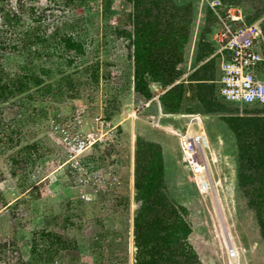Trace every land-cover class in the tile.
Listing matches in <instances>:
<instances>
[{"label": "rangeland", "instance_id": "rangeland-1", "mask_svg": "<svg viewBox=\"0 0 264 264\" xmlns=\"http://www.w3.org/2000/svg\"><path fill=\"white\" fill-rule=\"evenodd\" d=\"M189 2L195 5L196 19L187 73L195 64L193 51L207 6L201 0L184 4ZM31 3L37 14L27 18L26 26L41 27L49 36L57 30L73 33L85 41L86 51L76 59L77 67L71 68L69 55L57 49L49 52L41 46L35 52L33 46L25 48L22 40L15 49L18 38L5 30L0 10V63L11 75L29 73L43 80L32 91L0 104V123L6 125L0 136L4 130L9 134L0 141V264H25L30 260L31 236L47 229L77 243L64 248L60 241H53L57 252L48 264H72V260L75 264H134V214L140 205L135 198L134 170L140 133L145 137L168 133L163 140L158 138L165 144L167 189L177 204L189 210L190 241L203 263L264 264V238L258 215L250 206L260 209L263 220L264 112L236 116L240 143L217 119H205L215 155V161L209 156L215 191L202 194L183 161L178 136L155 125L162 87L153 86L150 105V100L133 91L132 50L118 34L120 29H130L131 6L125 0L70 4L32 0L28 7ZM10 4L16 5V0ZM40 14L45 19L36 21ZM166 116L180 128L191 120ZM227 116L214 115L221 122ZM162 123H167L164 117ZM89 133L93 137L103 134V140L89 146L81 157L82 167L75 168L65 138ZM245 143L250 157L243 161ZM31 145L37 147L30 149ZM29 152L34 164L13 161ZM91 154L104 159L93 162L89 170L84 158ZM103 230L110 231L105 255L93 245V238ZM230 245L238 251L235 257L228 254Z\"/></svg>", "mask_w": 264, "mask_h": 264}, {"label": "trees", "instance_id": "trees-1", "mask_svg": "<svg viewBox=\"0 0 264 264\" xmlns=\"http://www.w3.org/2000/svg\"><path fill=\"white\" fill-rule=\"evenodd\" d=\"M31 1L16 0L14 5L10 4L11 0H6L5 4L3 2L0 5L7 27L5 30L13 31L14 37L18 38V43H14L13 47L17 49L22 40L25 48L33 46L35 52L40 51L41 46L48 47L49 52L57 49L69 55L68 64L71 68L77 67L76 59L86 51L85 41L73 33H61L57 30L54 35L49 36L41 27L26 26L27 18L30 16L33 18L37 14L35 5L31 3L28 7ZM74 1L76 0H65V4ZM125 2L131 6L128 15L130 29H120L118 34L124 36L132 50L133 91L138 97L150 100L155 95L153 86L160 85L163 92L159 95V101L166 115L185 117L199 114L228 115L223 122L218 117H215V120L227 126L226 130L231 129L240 143V121L236 116L243 112L263 113L264 105L227 101L220 94L222 55L216 53L217 47L213 40L218 23L214 11L206 6L204 23L193 51L195 64L187 73L185 69L194 38L196 19L194 3L180 4L177 0H125ZM222 2L225 6H242L246 24L261 22L263 29L261 46L264 49V0ZM43 19L45 17L41 14L36 17V21ZM259 70L264 77V63L259 66ZM42 82L41 77L29 73L18 72L11 75L0 63V104L32 91ZM141 125L140 123L139 128L143 130ZM0 129H6V125L0 123ZM2 134L9 135L6 130ZM2 136L0 141L3 140ZM36 147L29 146L30 149ZM243 156V161L250 157L247 143L243 148ZM103 159V155L91 154L84 158V165L92 170L91 164ZM13 161L16 164L35 163L31 152L24 158H13ZM165 170L164 142L138 134L134 186L135 198L140 205L134 214V264H204L190 241L193 226L189 210L186 206L177 204L170 196ZM250 206L258 215L264 238V219H260L261 211L256 205ZM71 217L69 216L67 220L70 221ZM109 234L110 231L103 230L93 238L94 248L102 250V255L106 254L103 251L104 243ZM55 240L60 241L64 248L77 246L75 240L73 243L65 241L56 231L47 229L43 233L31 236L30 260L25 264H48L54 261V253L57 252V248L53 249ZM48 242L52 244L49 245ZM70 262L76 263L75 260Z\"/></svg>", "mask_w": 264, "mask_h": 264}, {"label": "built area", "instance_id": "built-area-1", "mask_svg": "<svg viewBox=\"0 0 264 264\" xmlns=\"http://www.w3.org/2000/svg\"><path fill=\"white\" fill-rule=\"evenodd\" d=\"M206 3L218 18L213 40L217 52L222 55L220 94L227 100L244 104L264 105V77L259 66L264 63V49L261 46L263 29L260 21L245 23L243 10L239 6H225L222 0H201ZM240 23V24H239ZM152 100L148 102L150 105ZM164 115L161 106L155 118V125L178 136L182 158L193 174L199 191L206 194L215 191L209 156L215 161L208 134L205 131L193 132L191 125L180 128L178 125L162 123ZM193 119L200 120L199 115ZM104 126V123H102ZM66 136V147L74 159L73 167H82V155L89 146L102 141V136ZM228 254L235 257L237 249L230 245Z\"/></svg>", "mask_w": 264, "mask_h": 264}, {"label": "crops", "instance_id": "crops-1", "mask_svg": "<svg viewBox=\"0 0 264 264\" xmlns=\"http://www.w3.org/2000/svg\"><path fill=\"white\" fill-rule=\"evenodd\" d=\"M178 1V3H180V4H184L185 2H186V0H177ZM158 112L159 111H156V115H158ZM165 116H162V119H163V117H164V120H165V122H167L166 123V125H169V126H172V125H178V124H175V123H170L169 121H170V116L168 117V116H166V114H164ZM195 116H197V115H195ZM199 116L201 117V119L200 120H197V119H193L194 118V116H191L190 118H191V122L190 121H187L186 123H189L190 125H191V129H192V131L193 132H201V131H205L207 134H208V132H207V129H206V127H205V119L207 118V119H215V117L214 116H211V115H204V114H199ZM210 117V118H209ZM181 124V123H180ZM219 125L221 124V123H218ZM186 125V124H185ZM196 125H198V128H196V130L194 129V127L196 126ZM178 127H179V125H178ZM181 127V126H180ZM186 127V126H185ZM184 126H182V128H185ZM231 130V129H230ZM167 132H170V131H167ZM171 134H173V135H175L174 133H172V132H170ZM166 135H168V133H163V134H160V133H155V136L153 137V139H156V140H160V139H158V138H160L161 137V139L163 140V138L162 137H164V136H166ZM209 136V135H208ZM219 137H222L220 134H219ZM209 138H210V136H209ZM223 140H225V138H222ZM210 141H211V139H210ZM220 142H221V140H220ZM187 168H188V170H189V167L188 166H186Z\"/></svg>", "mask_w": 264, "mask_h": 264}]
</instances>
